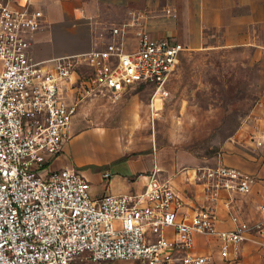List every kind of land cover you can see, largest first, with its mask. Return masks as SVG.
<instances>
[{
	"label": "built area",
	"instance_id": "obj_1",
	"mask_svg": "<svg viewBox=\"0 0 264 264\" xmlns=\"http://www.w3.org/2000/svg\"><path fill=\"white\" fill-rule=\"evenodd\" d=\"M127 11L108 36L47 67L31 49L42 5L0 0V264H245L248 242L264 249V199L259 217L234 209L230 224H222L216 204L223 188L242 194L253 187L256 174L240 165L207 164L198 174L199 203L187 201L157 163L142 188L100 195L84 168L51 165L87 95H117L141 83L165 91L179 64L186 44L150 32L145 10ZM262 144L264 133L253 135V146ZM111 174L101 169L103 178Z\"/></svg>",
	"mask_w": 264,
	"mask_h": 264
},
{
	"label": "rangeland",
	"instance_id": "obj_2",
	"mask_svg": "<svg viewBox=\"0 0 264 264\" xmlns=\"http://www.w3.org/2000/svg\"><path fill=\"white\" fill-rule=\"evenodd\" d=\"M143 9L150 32L179 37L186 48L165 91L141 83L117 95H87L80 102L71 136L75 131L83 133L69 143L72 154L83 156L80 167L92 178L98 176L95 170L106 166L111 171L130 172L126 156L155 149L159 172L170 179L190 164H197V174L201 175L207 164L230 157H261L264 163V144L253 146V135L264 133V27L243 26L241 34L253 30L255 36L250 33L245 40L231 41L225 24L209 22L197 33L176 10L172 14L177 28L171 32L166 22L171 12L164 1ZM127 16L126 10L124 18ZM195 20L200 21L198 16ZM76 68L86 70L83 64ZM104 152L111 154L100 157ZM189 158L195 162H188ZM168 164L175 167L170 169ZM193 173L189 180L182 176L180 181L199 186L195 182L204 177L197 175L195 179ZM255 174L257 179L264 177ZM253 246V255L244 256L243 262L264 264V249ZM84 264L137 263L119 259Z\"/></svg>",
	"mask_w": 264,
	"mask_h": 264
},
{
	"label": "crops",
	"instance_id": "obj_3",
	"mask_svg": "<svg viewBox=\"0 0 264 264\" xmlns=\"http://www.w3.org/2000/svg\"><path fill=\"white\" fill-rule=\"evenodd\" d=\"M44 8L43 25L35 32L31 49L38 59H43V64L47 67L52 66L53 57L61 54L72 53L88 49L93 42L100 36L110 34V25L113 22L124 19V13L129 8L143 9V6H152L159 0H37ZM170 8L167 27L171 32L177 28L176 17L172 11L180 13L186 17L190 28L195 32H202L204 24L212 22L214 25L225 24L229 29L230 40H245L255 31L247 30L241 34L243 26L264 27V0H161ZM198 16L200 21L196 22ZM152 21V19H150ZM227 21V22H226ZM243 23H242V22ZM179 38V37H177ZM180 39V38H179ZM83 133V130L75 131L73 136L66 140L60 153L51 161L53 167L74 164L80 166L84 161L82 155H74L70 151V140ZM97 131L94 132V134ZM97 139V138H96ZM113 145V144H112ZM116 149V148H115ZM114 149V150H115ZM111 154V153H109ZM109 154H102V158ZM249 156H255L253 154ZM76 157V158H73ZM125 157V156H124ZM158 157L157 149L149 150L146 153L130 154L125 160L130 172L112 171L109 178H103L100 170L96 178H92L84 168L87 175L91 178V192L93 195H100L105 190L114 192L129 191L140 189L145 185L147 172H149ZM100 159V158H88ZM221 161V160H220ZM240 165L258 174H264V163L261 157H230L224 159ZM193 163L195 159H188ZM170 165V169L174 164ZM111 169L110 166H106ZM175 167V166H174ZM173 167V168H174ZM197 164L189 165L183 172L175 174L171 178L172 184L180 190L187 201L199 203L203 200L202 189L203 181H197L199 186L194 187L190 181H180V177H197ZM94 170V169H93ZM171 171V170H170ZM174 174V171H171ZM258 178L251 190L246 193H233L227 189H221L216 204L220 215L224 218L222 224H230V212L234 209L242 210L243 213L252 217H259L261 213L257 209V202L264 199V177ZM202 185V187L200 186ZM253 243L247 244L245 257L253 255ZM251 250V251H250ZM249 251V252H248ZM247 254V255H246ZM244 257V258H245Z\"/></svg>",
	"mask_w": 264,
	"mask_h": 264
}]
</instances>
